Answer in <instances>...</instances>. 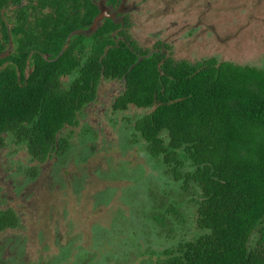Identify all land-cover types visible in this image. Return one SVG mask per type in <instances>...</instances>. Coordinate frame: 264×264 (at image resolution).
Masks as SVG:
<instances>
[{
    "label": "trees",
    "instance_id": "obj_1",
    "mask_svg": "<svg viewBox=\"0 0 264 264\" xmlns=\"http://www.w3.org/2000/svg\"><path fill=\"white\" fill-rule=\"evenodd\" d=\"M98 12L92 0H0V55L9 53L0 58V152L25 157L7 164L32 182L52 154L69 159L101 83L119 81L113 113L134 111L123 115L129 143L161 174L144 187L143 214L159 236L181 237L161 250V264H264V68L178 60L169 43L146 49L109 18L77 33ZM90 129L81 135L93 141ZM22 226L0 211V234ZM69 247L50 263L70 264ZM3 253L0 264H25Z\"/></svg>",
    "mask_w": 264,
    "mask_h": 264
},
{
    "label": "rangeland",
    "instance_id": "obj_2",
    "mask_svg": "<svg viewBox=\"0 0 264 264\" xmlns=\"http://www.w3.org/2000/svg\"><path fill=\"white\" fill-rule=\"evenodd\" d=\"M128 7L133 39L146 49L164 41L178 60L215 57L264 68V0H129ZM121 90L119 81L101 83L96 102L74 128L69 159H48L19 193L7 175L16 167L7 163L25 157L13 155L11 146L0 152V199L24 217L22 228L0 234L5 258L49 264L69 242V250H77L72 256L78 252L87 264H161V250L181 238L159 236L143 214L144 187L155 188L161 174L141 147L129 143L123 115L134 111L113 113ZM82 126L91 128L93 141L81 135ZM168 189L176 191L171 184Z\"/></svg>",
    "mask_w": 264,
    "mask_h": 264
},
{
    "label": "flooded vegetation",
    "instance_id": "obj_3",
    "mask_svg": "<svg viewBox=\"0 0 264 264\" xmlns=\"http://www.w3.org/2000/svg\"><path fill=\"white\" fill-rule=\"evenodd\" d=\"M23 1H25V0H23ZM92 1L97 5V7L99 9V12H98L97 16L101 13L102 9L103 10H107V13L109 15V16L105 17L99 23L97 29L101 26L103 21L105 19H108V18L109 19H113L115 22H122L124 24L126 22L127 25H129L130 28H131L132 25H131V22H130L129 16H128L129 15V13H128L129 0H92ZM96 17H95V19H96ZM95 19H94V21H95ZM94 21H93V23H94ZM93 23L91 24V26L87 30L81 31V32L78 31L77 33H84L86 35H90V34L96 32L97 29L95 31H93V32H90V28L92 27ZM130 33H131V31H130ZM10 48H13V44H11ZM22 155H23V158H24V154H22ZM53 156H56L55 153L52 154L49 159H51ZM12 169L10 170L8 168V174L7 175L8 176L10 175L9 178L12 179L13 181H15V183H14V191L16 193H19V190H21V186L23 185V183H25V180H26L25 174L23 172L24 169H20V168H12ZM12 173H13V175H12ZM15 173H17V175ZM13 176H15V177H13ZM20 177L22 178V181L20 180ZM28 180H29V178H28ZM2 187L3 186L0 185V192L2 190ZM1 197H2V193L0 194V198ZM7 209L13 210L19 216V218H20V220H21V222L23 224L24 217H22V214L20 213L18 208L15 206V204H13L11 202L8 204V202H7V204L5 205V203H3V200L0 199V211L7 210Z\"/></svg>",
    "mask_w": 264,
    "mask_h": 264
},
{
    "label": "water",
    "instance_id": "obj_4",
    "mask_svg": "<svg viewBox=\"0 0 264 264\" xmlns=\"http://www.w3.org/2000/svg\"><path fill=\"white\" fill-rule=\"evenodd\" d=\"M107 16H109L108 13H107V10H103V9H102L101 13L96 17V19H95V21H94L92 27L90 28V32L95 31V30L97 29L99 23H100L105 17H107ZM8 54H9V53H6V54H4V55H0V58L5 57V56H8Z\"/></svg>",
    "mask_w": 264,
    "mask_h": 264
}]
</instances>
